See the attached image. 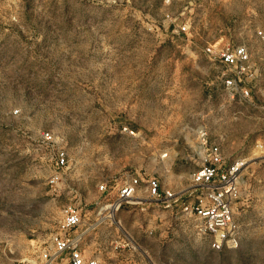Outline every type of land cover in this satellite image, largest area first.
I'll use <instances>...</instances> for the list:
<instances>
[{
	"label": "rangeland",
	"instance_id": "obj_1",
	"mask_svg": "<svg viewBox=\"0 0 264 264\" xmlns=\"http://www.w3.org/2000/svg\"><path fill=\"white\" fill-rule=\"evenodd\" d=\"M238 45L264 107V0H0V264L31 259L67 206H93L100 184L131 174L178 199L104 212L102 264H264V216L238 205L240 246L217 251L183 204L202 127L249 159L242 194L264 189V112L228 97L227 68L208 52ZM146 197L143 186L134 201Z\"/></svg>",
	"mask_w": 264,
	"mask_h": 264
},
{
	"label": "built area",
	"instance_id": "obj_2",
	"mask_svg": "<svg viewBox=\"0 0 264 264\" xmlns=\"http://www.w3.org/2000/svg\"><path fill=\"white\" fill-rule=\"evenodd\" d=\"M186 30V26L181 28L182 32ZM258 34L262 35V32ZM208 52L227 68L228 74L223 73L222 77L223 88L228 97L253 110H264L254 100L252 88L243 79L250 67L248 47L238 45L221 49L217 53L212 50ZM42 137L48 142L55 141L52 132H44ZM196 147L199 168L190 175L191 186L187 194L189 200L183 203L186 205L185 210L203 221L204 230L215 238L213 248L217 251L237 249L240 246V224L236 219V210L242 197L244 172L249 159L242 156L227 157L222 144L212 140L207 127L197 131ZM256 148L264 149V143L258 141ZM56 164L60 170L68 166L65 151L57 154ZM144 178L146 177L143 175L131 174L100 184L99 191L105 196L96 203L97 215L100 217L104 212L119 210L126 204H144L145 201L169 207L176 203L178 198L175 191L162 188L158 177ZM143 186L147 197L134 201L138 190ZM82 224L81 208L76 205L67 206L60 232L42 245L31 259L17 264H102L98 256L87 253L84 245L86 230L97 227L98 222L85 230H81Z\"/></svg>",
	"mask_w": 264,
	"mask_h": 264
},
{
	"label": "crops",
	"instance_id": "obj_3",
	"mask_svg": "<svg viewBox=\"0 0 264 264\" xmlns=\"http://www.w3.org/2000/svg\"><path fill=\"white\" fill-rule=\"evenodd\" d=\"M252 112H264V110L262 109H257V110H253L251 109ZM244 112V111H241ZM246 112V111H245ZM250 112V111H248ZM100 194V198H104L105 194L101 193L100 191H98ZM249 197H252V200H249ZM254 198V199H253ZM97 201L95 202V205L90 206L88 208H81V213H82V218H83V224L81 226V230H85L86 226H93L95 224V221H98L99 219L101 220L102 218H100L97 215V211H98V207L96 205ZM239 207H247L249 206L250 211L246 210L245 213L254 215L256 217H262L264 216V189H257V190H253L251 191V194H242L241 200L239 202ZM133 209H138L135 208L133 206H123L120 208V212L122 214L127 213V212H132ZM144 210V208H142ZM92 223V224H91ZM105 232H106V228H102V227H92L89 230H86V234H85V238H84V245L85 248L87 249V253L90 256L96 255L98 256V258L101 260H103L104 258V252L106 251L108 242H107V237L105 236ZM97 239L103 240L104 243L101 244L102 242H96ZM99 240V241H100ZM127 249V251H130V247L129 244H126L123 246V250ZM143 264H153L151 262V260H144L141 261Z\"/></svg>",
	"mask_w": 264,
	"mask_h": 264
}]
</instances>
